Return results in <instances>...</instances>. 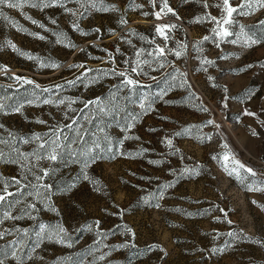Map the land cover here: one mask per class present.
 <instances>
[{
    "label": "rangeland",
    "instance_id": "rangeland-1",
    "mask_svg": "<svg viewBox=\"0 0 264 264\" xmlns=\"http://www.w3.org/2000/svg\"><path fill=\"white\" fill-rule=\"evenodd\" d=\"M163 3L0 6V188L24 185L0 206L22 217L0 224V248L19 240L22 264H264V8L253 0L221 37L207 17L222 0ZM56 128V161L23 158Z\"/></svg>",
    "mask_w": 264,
    "mask_h": 264
},
{
    "label": "snow or ice",
    "instance_id": "snow-or-ice-1",
    "mask_svg": "<svg viewBox=\"0 0 264 264\" xmlns=\"http://www.w3.org/2000/svg\"><path fill=\"white\" fill-rule=\"evenodd\" d=\"M28 2V0H0V6H7L9 8H18L21 7L22 3H26ZM53 3H55V0H52ZM153 3H155V0H153ZM253 3V0H242V3L233 7L230 3V0H222V5H218L220 7H222V16L220 18V20L217 19V17L211 16L209 15L207 18L209 20H211L212 22H215L219 27L218 28H214L212 31L215 33L216 36H221V37H225L230 35V32L228 31V29L226 27H224V25H229L232 23V17L234 13H237L240 9H243L244 7H251ZM255 3L258 4L260 7L264 8V0H255ZM36 6V5H33ZM207 6V4L205 5ZM165 9L167 10V12H172L173 10L168 7L167 5V0H164L163 3V7L161 8V12L165 11ZM243 14V13H241ZM0 15H4L3 12H0ZM157 18H159L160 16V12L156 13ZM5 19H7V17L5 16ZM201 19V18H198ZM221 20L223 21V24H221ZM35 23V21H33ZM261 23H264V21H262ZM169 27H175V25H163V26H157V32L166 37L165 32L163 31V29L165 28H169ZM212 37L209 36H205L204 39L208 40L211 39ZM165 52L164 48H160L159 49V55H163ZM175 55L179 56L181 55L180 52H176ZM162 66V65H161ZM132 71H136L135 68L132 69ZM119 75L124 76V73H119ZM17 79H23L20 77H17ZM26 83H31V81H25ZM125 85H135L137 83H139L136 80H133L131 78H126L124 81ZM47 103V101H46ZM89 104H98L99 105V111L103 112L106 110L105 106L99 104V101H89ZM87 106V105H86ZM3 108V105H0V109ZM16 111H20V108L15 109ZM43 123V121H41ZM75 123V122H74ZM209 123H211V121H209ZM0 127H2V125H0ZM64 128H73V124H66L64 125ZM74 131L76 132L77 138L81 143H87L84 139L85 135H87L86 131L83 128H75ZM100 131H103V129H100ZM37 140H40L41 138L39 136L36 137ZM68 137L64 136V129L63 128H56L52 131V136L50 139H44L42 143L39 144L38 150L36 153H32V154H22L23 158L25 160L28 159V155H33L35 156V158L37 160L40 159H48L49 161H56L59 158V153L60 151L64 148L67 147V145L63 144V140H67ZM106 139V137H105ZM27 142V141H25ZM73 143L76 142V140L72 141ZM0 143H6L5 141L0 140ZM169 144H171V141H168ZM94 148H99L100 144L99 143H95L93 145ZM43 153V154H41ZM5 157V153L2 149H0V160H3ZM16 162V161H13ZM237 164H239V162H236ZM24 167H27V164L23 165ZM240 168H244L243 164H239ZM249 173H252V169L248 168L246 169ZM42 175H37L35 176V179L39 182L42 181L43 178L45 176H48L50 174L51 171H54V169H42ZM231 174V173H230ZM87 178V177H85ZM15 185L16 186V190L15 192L9 191V188ZM32 187H36L37 191H39L40 187H43L45 189V191H47L51 186L50 185H46V184H37V185H31ZM24 187V185L22 184L21 180L13 177L11 178L10 182H5L3 187L0 188V206H3L4 204L8 203L9 198L10 197H15L17 193H22V188ZM12 203L14 204H19L20 201L18 199L14 200ZM8 207L11 208L12 204H8ZM36 205L34 203L31 204H27L26 207L24 209H22L25 214H29L28 210L29 209H35ZM22 217L19 216H15L13 215L10 211H4L2 213H0V224H3L5 220H17V219H21ZM45 230V226L43 224L40 225V232L37 233V238H38V242L36 247H39V239L41 237V233H43ZM12 229H4L3 231H0V239H4L6 236L11 234ZM17 231H23V232H27V229H19ZM60 232H63L64 229L60 228L59 229ZM20 241L19 240H12V241H8V244L11 245V248L9 250H5L4 248H0V264H5V262L8 260L9 255L16 259L17 261H21V257L19 255L18 250L20 249ZM34 251V249H33ZM100 259H103V257L101 256ZM22 264V261H21Z\"/></svg>",
    "mask_w": 264,
    "mask_h": 264
}]
</instances>
